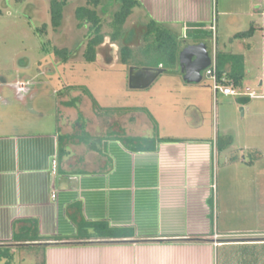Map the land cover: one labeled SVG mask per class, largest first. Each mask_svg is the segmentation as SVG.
<instances>
[{
  "label": "crops",
  "instance_id": "1",
  "mask_svg": "<svg viewBox=\"0 0 264 264\" xmlns=\"http://www.w3.org/2000/svg\"><path fill=\"white\" fill-rule=\"evenodd\" d=\"M138 1L132 15H143L145 22L164 24L182 39L185 26L216 37L214 58L221 55L224 76L237 74L240 90L257 87L259 98L237 96L248 103L244 117L253 111L250 100H264V0ZM252 27L253 37L235 38ZM177 77L186 82L183 74ZM191 85L203 90L194 103L211 108V83ZM188 130L187 136L167 134L163 141L151 137L157 142L148 152L130 151L114 135L88 150V142L71 143L65 132L71 145L65 156L57 133L1 130L0 264H213L224 238L214 227L216 157L220 138L230 136L226 131L220 137L211 121L193 122ZM233 144L222 152L228 154ZM68 212L77 221L133 228L140 242L98 239L92 228L80 232ZM23 220H38L42 238L65 240L51 246L27 241L14 230ZM18 252L32 261L15 262Z\"/></svg>",
  "mask_w": 264,
  "mask_h": 264
},
{
  "label": "rangeland",
  "instance_id": "2",
  "mask_svg": "<svg viewBox=\"0 0 264 264\" xmlns=\"http://www.w3.org/2000/svg\"><path fill=\"white\" fill-rule=\"evenodd\" d=\"M60 1L64 17L58 30L52 26L51 0H6L3 3L0 74L12 75L18 71L35 76L42 84L37 86L38 95L32 101L23 102L13 94H3L0 131L57 133L63 138L61 149L65 156L71 146L65 132L71 143L81 145L88 139L84 146L91 150L101 146L99 140L105 135L126 138L143 134L142 138L158 140L167 134L187 136L193 122L211 121L220 137L228 131L230 137L224 143L234 139L233 149L228 154L218 152L216 157L214 227L224 238L218 241L222 247L215 249L213 264H264V100H250L254 103L253 111H248L245 117L241 108L247 101L224 97L221 93L214 96L211 108L198 107L193 100L203 90L185 80L181 83L177 77L182 74L180 64L175 72L161 74L150 88L133 90L129 87V65L121 61V49L126 45L131 47L135 54L132 64L142 68L158 66L159 60L146 55L152 51V43L147 42L152 37L143 30L149 21L145 22L141 14L137 15L140 18L131 15L120 31L122 36L112 41L110 35L116 29L110 23L121 1L102 0L97 11L104 19L102 32L107 45L101 53L106 56L114 46L111 60L115 63L108 68L103 58L99 65L88 63L83 56L89 28L79 26L76 10L86 6L87 0ZM241 7L236 6V9ZM201 40L191 35L188 41L184 38L178 41L183 50ZM204 41H208L206 44L214 59L216 37L211 34ZM55 48L69 52L68 63L63 62L59 69L51 61H62ZM41 70H45L44 74L48 72L47 76L40 75ZM58 70L60 75L55 77L54 72ZM203 76V85L211 83L205 72ZM61 78L68 87L59 81ZM252 85L257 83L254 81ZM63 101L75 106L68 108ZM125 142L134 148L152 145L143 141ZM23 257L24 254L18 252L13 259L17 263L32 261Z\"/></svg>",
  "mask_w": 264,
  "mask_h": 264
},
{
  "label": "trees",
  "instance_id": "3",
  "mask_svg": "<svg viewBox=\"0 0 264 264\" xmlns=\"http://www.w3.org/2000/svg\"><path fill=\"white\" fill-rule=\"evenodd\" d=\"M121 7L118 12L115 14L114 21L110 23V26L116 29V32L111 34L112 41L118 40L121 35V30L123 29L127 19L133 14L134 10L137 7H140L141 4L138 0H120ZM102 0H87V5L79 7L76 10V17L79 22V26H88V34L85 36V50L83 53L84 59L88 63H94L97 58V48L105 42L106 35L102 32L104 19L98 14L97 8L100 6ZM64 17V8L63 3L60 0H51V19L52 26L54 29H57L61 26L62 20ZM202 27H204L202 25ZM145 32L148 36H151L152 39H148V44L152 43V51H148L146 55L148 57H153L156 60H159V65L155 66L157 68L165 69L166 73L175 72L177 66L180 64L179 57L182 51V48L179 44L178 35L175 34L168 26L160 24L154 20H149V22L144 27ZM255 28H250V30L242 33L236 34V39H246L253 37ZM191 35L195 36V39H205L210 38L211 34L208 32H188V38L186 41L190 40ZM181 39V38H180ZM197 42H202L197 41ZM46 46V45H45ZM56 54L61 56L63 62L69 60L68 50L67 49H58L55 48ZM122 57L121 61L126 65H134L138 68L137 64H132L131 60H134V52L130 46L126 45L121 49ZM216 63H217V75L221 83L224 85H229L231 82H234L236 87L241 86V78L237 74L231 76H224L223 72V60L221 55L216 54ZM87 91V90H86ZM88 92V91H87ZM63 139V138H62ZM121 140L126 144L125 140L129 141H140L148 142L152 144L149 147H128L130 151H139V152H148L155 151V144L157 140L151 138H138V137H126L121 138ZM159 141H163L159 139ZM88 142V139L86 140ZM232 141L229 140L227 143L222 142L221 138L218 143V151L222 152L226 148L232 145ZM60 150L62 154L61 144ZM80 206L75 205L73 207ZM81 207V206H80ZM71 208V207H69ZM70 219L77 225L80 232L85 231L86 228H92L95 231V236L98 239H104L109 241H115V243H132L140 242L135 240V230L133 228H111L107 222H91L87 223L84 221H77L75 216H71L68 212ZM15 233L21 234V238H27V241L43 242L38 244L39 246H51V245H61L60 241L65 239H55V238H42L39 236V221L38 220H23L16 221L14 224ZM82 234V233H81ZM16 238H18L16 236ZM195 241H201V239H195ZM225 242V241H223ZM228 242V241H227ZM61 243V244H60ZM4 247V246H0Z\"/></svg>",
  "mask_w": 264,
  "mask_h": 264
},
{
  "label": "water",
  "instance_id": "4",
  "mask_svg": "<svg viewBox=\"0 0 264 264\" xmlns=\"http://www.w3.org/2000/svg\"><path fill=\"white\" fill-rule=\"evenodd\" d=\"M184 79L190 84L203 82V72L212 64V56L206 43L189 45L182 50L179 57ZM163 68L144 67L138 69L131 67L129 70V87L133 90H145L165 73ZM244 115V108H241Z\"/></svg>",
  "mask_w": 264,
  "mask_h": 264
},
{
  "label": "flooded vegetation",
  "instance_id": "5",
  "mask_svg": "<svg viewBox=\"0 0 264 264\" xmlns=\"http://www.w3.org/2000/svg\"><path fill=\"white\" fill-rule=\"evenodd\" d=\"M6 0H0V20H1V17H2V11H3V3L5 2ZM9 15H11V13L9 12ZM106 41V40H105ZM194 44H198V43H191L189 45H194ZM106 42H104L102 45H100L98 48H97V58H96V61L94 63H98L99 65L101 64V59L103 58L104 62L103 64L105 63H108V66H112L115 62H113V60H111L113 58V52H112V49L114 48V46H112L111 48V51L110 53L108 52V54L105 56V54L103 55L101 53V49L105 47ZM187 45V46H189ZM186 46V47H187ZM185 47V48H186ZM52 61V64L56 66L57 69L60 68V65H64L63 64V60L62 61ZM113 62V63H112ZM65 64L68 63L67 62H64ZM112 63V64H111ZM42 66V65H41ZM110 66L108 68H110ZM114 67V66H113ZM131 67H136V66H132L130 65L129 66V70ZM138 68V67H136ZM142 68V67H141ZM141 68H138V69H141ZM153 68H157V67H153ZM40 70V69H39ZM182 70V69H181ZM44 71L45 70H41L39 73L40 75H45L47 76V73L44 74ZM59 71V72H58ZM57 72L58 73H55L54 72V76L56 77L57 75H60V70H58ZM50 72H53L52 70ZM18 74H12V75H5L3 73L0 74V98L3 97V94L4 93H7L8 94H13L16 99L20 100V101H23V102H26V101H32L35 99V97H37L38 95V88L37 86L42 84L41 81H38L37 78L35 76H29L28 74H22L21 72L19 73L18 71L16 72ZM49 74H52V73H49ZM56 74V75H55ZM183 74V72H182ZM129 77V76H128ZM183 77H184V74H183ZM62 79V78H61ZM204 80V79H203ZM62 84L65 85V87H68L65 82H64V79L62 80H59ZM57 93V91H56ZM5 102V100H3ZM65 104H67L66 106L68 108H72L75 106V104H68V102H65L63 101ZM8 103V101H7ZM66 107V108H67Z\"/></svg>",
  "mask_w": 264,
  "mask_h": 264
},
{
  "label": "built area",
  "instance_id": "6",
  "mask_svg": "<svg viewBox=\"0 0 264 264\" xmlns=\"http://www.w3.org/2000/svg\"><path fill=\"white\" fill-rule=\"evenodd\" d=\"M189 30H190L189 26L184 27L183 29L184 39L188 38ZM212 30L215 31V27H212ZM204 72H205V76H207L211 80V88L214 92L215 97L219 93L225 96H236V97L246 96L252 99H256L260 97L258 94L253 92L250 88H245L244 90H240L239 88L235 86L234 82H231L229 85H224L223 83H221L217 75L216 58L214 59L212 58V64ZM57 167H58V162L57 160H54L53 162L54 171L57 170ZM53 198H56V195H53Z\"/></svg>",
  "mask_w": 264,
  "mask_h": 264
}]
</instances>
